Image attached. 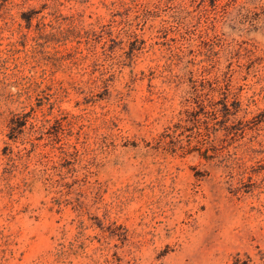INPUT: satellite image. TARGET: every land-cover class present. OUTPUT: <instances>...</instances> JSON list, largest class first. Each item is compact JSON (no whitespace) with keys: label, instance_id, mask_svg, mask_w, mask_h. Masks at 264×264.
<instances>
[{"label":"rangeland","instance_id":"1","mask_svg":"<svg viewBox=\"0 0 264 264\" xmlns=\"http://www.w3.org/2000/svg\"><path fill=\"white\" fill-rule=\"evenodd\" d=\"M0 264H264V0H0Z\"/></svg>","mask_w":264,"mask_h":264},{"label":"trees","instance_id":"2","mask_svg":"<svg viewBox=\"0 0 264 264\" xmlns=\"http://www.w3.org/2000/svg\"><path fill=\"white\" fill-rule=\"evenodd\" d=\"M71 20V19H69ZM74 28L75 26H73L71 24V21L69 24H67V26L65 27H61L59 29H57L56 32H53L52 35L54 36V38L56 39V41H62V43H64V41L66 39H69L70 36L74 33ZM79 33V30L76 32ZM83 34H85V36H88L89 34H96L95 31H88V30H83ZM225 106V109L230 112V108L228 107L227 103L224 102L223 103ZM159 141L162 143H165V140L163 138H159ZM69 153L66 151H62V157L68 155Z\"/></svg>","mask_w":264,"mask_h":264}]
</instances>
